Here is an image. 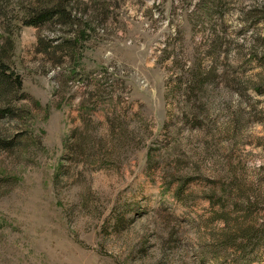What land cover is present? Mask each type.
I'll use <instances>...</instances> for the list:
<instances>
[{
  "label": "rangeland",
  "instance_id": "rangeland-1",
  "mask_svg": "<svg viewBox=\"0 0 264 264\" xmlns=\"http://www.w3.org/2000/svg\"><path fill=\"white\" fill-rule=\"evenodd\" d=\"M48 1L0 0V264H264V0Z\"/></svg>",
  "mask_w": 264,
  "mask_h": 264
},
{
  "label": "trees",
  "instance_id": "trees-1",
  "mask_svg": "<svg viewBox=\"0 0 264 264\" xmlns=\"http://www.w3.org/2000/svg\"><path fill=\"white\" fill-rule=\"evenodd\" d=\"M80 1L81 0H52L50 2L49 0L48 3H41V5L38 6V22L34 21L31 24L40 27L42 24L51 22L52 19H58L60 24L71 23L72 10ZM6 70V63L4 59H1L0 89H2V91L10 89L16 84L12 82V77L7 75Z\"/></svg>",
  "mask_w": 264,
  "mask_h": 264
}]
</instances>
